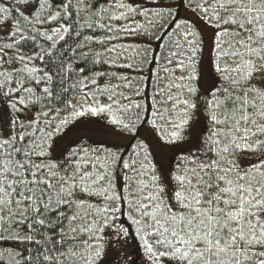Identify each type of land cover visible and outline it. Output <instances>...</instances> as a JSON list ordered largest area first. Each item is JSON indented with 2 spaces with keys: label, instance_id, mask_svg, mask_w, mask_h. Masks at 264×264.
I'll return each instance as SVG.
<instances>
[{
  "label": "snow or ice",
  "instance_id": "6c2138e0",
  "mask_svg": "<svg viewBox=\"0 0 264 264\" xmlns=\"http://www.w3.org/2000/svg\"><path fill=\"white\" fill-rule=\"evenodd\" d=\"M0 264H264V0H0Z\"/></svg>",
  "mask_w": 264,
  "mask_h": 264
}]
</instances>
